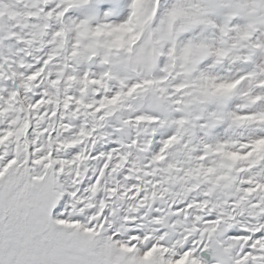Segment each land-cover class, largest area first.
<instances>
[{
	"label": "snow or ice",
	"instance_id": "6c2138e0",
	"mask_svg": "<svg viewBox=\"0 0 264 264\" xmlns=\"http://www.w3.org/2000/svg\"><path fill=\"white\" fill-rule=\"evenodd\" d=\"M0 264H264V0H0Z\"/></svg>",
	"mask_w": 264,
	"mask_h": 264
}]
</instances>
